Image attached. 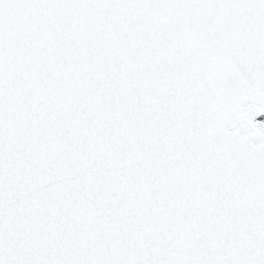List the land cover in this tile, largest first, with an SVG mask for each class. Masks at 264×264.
I'll return each mask as SVG.
<instances>
[{
  "label": "snow or ice",
  "instance_id": "6c2138e0",
  "mask_svg": "<svg viewBox=\"0 0 264 264\" xmlns=\"http://www.w3.org/2000/svg\"><path fill=\"white\" fill-rule=\"evenodd\" d=\"M0 264H264V0H0Z\"/></svg>",
  "mask_w": 264,
  "mask_h": 264
}]
</instances>
